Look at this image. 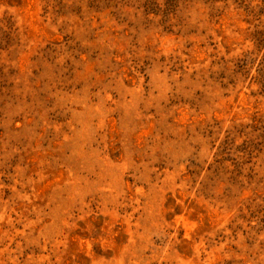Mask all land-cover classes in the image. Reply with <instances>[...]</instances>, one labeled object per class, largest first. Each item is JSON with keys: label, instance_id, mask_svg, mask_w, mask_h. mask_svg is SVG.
<instances>
[{"label": "rangeland", "instance_id": "rangeland-1", "mask_svg": "<svg viewBox=\"0 0 264 264\" xmlns=\"http://www.w3.org/2000/svg\"><path fill=\"white\" fill-rule=\"evenodd\" d=\"M0 264H264V0H0Z\"/></svg>", "mask_w": 264, "mask_h": 264}]
</instances>
